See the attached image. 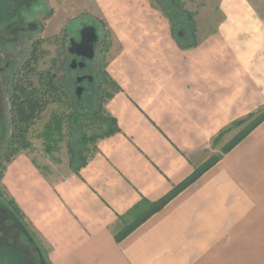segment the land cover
<instances>
[{
    "label": "crops",
    "instance_id": "crops-1",
    "mask_svg": "<svg viewBox=\"0 0 264 264\" xmlns=\"http://www.w3.org/2000/svg\"><path fill=\"white\" fill-rule=\"evenodd\" d=\"M92 1L118 45L106 70L120 89L104 106L119 130L79 173L51 179L23 151L2 178L50 264H264V121L115 237L207 160L214 136L264 104V17L222 0L217 29L182 48L151 0Z\"/></svg>",
    "mask_w": 264,
    "mask_h": 264
},
{
    "label": "rangeland",
    "instance_id": "rangeland-1",
    "mask_svg": "<svg viewBox=\"0 0 264 264\" xmlns=\"http://www.w3.org/2000/svg\"><path fill=\"white\" fill-rule=\"evenodd\" d=\"M247 1L260 16L264 17V0ZM151 2L157 5L158 8L164 9L171 18L169 20L172 25V35L174 33V35L179 36V31H183V37H180L182 45H186L193 40L198 41L200 44L205 37L212 33L216 26H219L220 21L224 18L220 7L222 0H151ZM94 3L92 0H49L48 5L52 13L42 17L44 26L43 30L38 33V36H41L42 40H45V36L47 39L52 37L51 40L53 41L51 43V41H47L46 39L42 43L41 51L44 52L36 62L38 71H44L49 68L51 57L57 54L56 47L60 46L55 38L61 36L63 32L67 31L69 34H73L82 25L92 24L97 26L98 33L102 39V43L100 42L97 45L96 57L90 61L91 66H94V81L90 83L85 81L84 84H87L88 87L82 93L80 99H77L73 92L74 82L72 72L68 70L67 73L69 78L66 84L69 85L67 90L71 104H74L73 108L75 110L78 109L85 112L86 117L90 119L85 121L82 119L78 126L75 124L71 125L70 123L66 124L65 122L60 128L55 129L53 136L49 137V135L43 133V128L47 121L54 114L59 117L62 114L70 112L65 103L53 101L43 109L41 115L31 125L27 133V145L23 151L29 153L32 159L38 162L42 173L51 179H59L73 170L79 159L77 153L78 148H80L78 146L79 142L85 135L88 139L86 147L90 148L94 144L91 138L95 134L103 133L104 129L109 125L107 123L109 119L108 113L103 110L104 107L102 106H104L105 101L108 99L109 93L112 94L114 92V85L112 84L113 79L109 76L106 67L111 55L118 49V45L107 27H105L106 30L104 29V22L106 23V21H104ZM60 54L59 52V60L61 59ZM64 72V70H60L61 75H64ZM61 75L57 77L59 83L63 79ZM1 96L3 98L1 113L5 120V130L4 136L0 140V154L6 150L8 139L15 132L11 102H9L7 95L4 93ZM85 122L88 125H84ZM237 130L238 128L235 129V131ZM235 131L231 132V134L235 133ZM229 136H231L230 133H227L223 142ZM99 139L96 138V142ZM49 144L51 146L50 150L46 148ZM219 147L220 145H217L215 149L210 148V150L213 153L218 151ZM72 154L74 157L71 156ZM85 154L87 155L88 151H85ZM0 192H2V189ZM4 198L9 201L7 194H5ZM0 199L8 209L0 206V242L9 239V241L20 245L21 248L24 247L26 252L31 250V264H46L45 256L48 259L49 244L31 226L27 217L20 214L23 219L21 220L1 197ZM9 210L22 221L28 232H25L18 225L9 213ZM4 244L7 243L5 242Z\"/></svg>",
    "mask_w": 264,
    "mask_h": 264
},
{
    "label": "trees",
    "instance_id": "trees-1",
    "mask_svg": "<svg viewBox=\"0 0 264 264\" xmlns=\"http://www.w3.org/2000/svg\"><path fill=\"white\" fill-rule=\"evenodd\" d=\"M160 9L171 20L165 10L162 8ZM105 27L107 26L104 22V29L106 30ZM216 29L217 26L212 32H214ZM173 36L182 48L193 47L199 44L198 41L193 40L186 45H182L181 38L183 36L180 34L179 36H176L174 35V33ZM34 76L29 74H25V76L21 75L17 82L13 84V88L11 89V113L13 114L15 132L8 139V146L6 150L2 154H0V188L2 189V192H0V197L3 199L5 194H7L9 201L4 198V202L14 211V213H16L18 218H20L21 220L23 219L20 214H22L23 216H25V214L16 203L15 199L7 192L5 188H3L1 179L3 178L8 163L13 159V157L23 151L24 147L27 145V133L30 130L31 125L41 115L43 109H45V107L53 101H61L65 103L66 107L70 109V112L62 114L59 117L54 114L53 117H51L47 121V123L44 125L43 133H45V135H49V137L53 136L55 129L60 128L62 124H65V122L66 124L70 123L71 125L75 124L76 126H78L82 119H84V121L90 119L89 117H86L85 112H83L82 110H75L73 108L74 104H71L69 94H67L59 84L58 80L56 79L55 73L47 74L45 73V71H37ZM112 84L114 85V91L120 89V87L114 80H112ZM111 95H113V93H109L108 98H110ZM102 107H104L103 110L107 112L105 106ZM108 118L109 119L107 123H109V125L104 129L103 133L95 134V136L91 138L94 143L92 147H86V142H88L86 135L79 142L78 146L80 148H78L77 152L79 159L71 172L79 173V170L82 168V166H84L88 162L89 158L96 153V151L98 150L96 138L99 139L119 130L117 121L110 113H108ZM263 121L264 104L260 105L256 110L248 113L247 115L234 120L228 127L221 130L216 136L213 137L211 143V147L214 149L217 147V145H220L218 151L211 153L207 160L198 165L194 172L179 186H176L169 194L153 203L152 209H150V211L147 212L145 216L129 224L126 223L124 227L121 226L120 228H118L115 231L116 239L118 241L121 240L142 221H144L149 215L164 206L179 191L193 183L206 170L211 168L226 153H228L232 148L240 143L248 134L252 132V130H254ZM84 125H88V123L85 122ZM236 128H238L237 131H235ZM233 131H235V133L231 134V132ZM227 133H230L231 136H229V138L223 142V139L225 138ZM46 148L50 150V144L47 145ZM85 151H88L87 155L85 154ZM71 156L74 157L73 154ZM38 167L41 169L39 165ZM45 260L46 264H50L47 256H45Z\"/></svg>",
    "mask_w": 264,
    "mask_h": 264
},
{
    "label": "flooded vegetation",
    "instance_id": "flooded-vegetation-1",
    "mask_svg": "<svg viewBox=\"0 0 264 264\" xmlns=\"http://www.w3.org/2000/svg\"><path fill=\"white\" fill-rule=\"evenodd\" d=\"M49 0H0V115L2 116L1 102L3 93L7 95V99L11 102V89L13 84L17 82L21 75L29 74L35 75L38 71L36 62L41 57L44 51H41L42 43L46 41L38 36V33L43 30L42 17L51 14V8L48 5ZM84 24L77 30L76 33L69 34L67 31L63 32L61 36L55 39L59 42L60 46L56 47L57 54L51 57V63L45 73L56 74L60 77V70H64V75L61 83L63 90L68 93L66 84L68 81V70L72 72L73 77V92L77 99L82 97V93L87 89L88 85L84 84L85 81L90 83L94 81L89 79L93 76L94 66H91L90 61L96 57L97 45L102 43L99 35L98 41L95 42V54L92 58H85L83 54L90 53L86 49H76L77 52L70 50L72 41L79 42L82 38V29ZM43 37V36H42ZM52 38V37H51ZM48 38L47 41H51ZM67 47V48H65ZM49 49V48H48ZM59 52L61 59L59 60ZM63 54V59H62ZM85 58V59H84ZM85 62L83 66L81 63ZM73 65V67H72ZM40 72V71H39ZM83 77V78H82ZM35 78V76H34ZM58 80V79H57ZM3 91V93H2ZM3 118V116H2ZM4 119V118H3ZM5 122V120H4ZM5 217V216H4ZM3 217V218H4ZM7 243L16 250L23 254L26 264H31V250L26 252L25 248H21L15 242L9 239L0 242L1 244Z\"/></svg>",
    "mask_w": 264,
    "mask_h": 264
},
{
    "label": "water",
    "instance_id": "water-1",
    "mask_svg": "<svg viewBox=\"0 0 264 264\" xmlns=\"http://www.w3.org/2000/svg\"><path fill=\"white\" fill-rule=\"evenodd\" d=\"M180 35H183V31H179ZM99 35L97 33L96 26L89 24L83 27L82 29V38L79 42H76L75 40L72 41L70 50L72 52H77L78 49H86L90 53L83 54L85 58H92L95 54V42L98 41ZM84 58V59H85ZM85 62L81 63V66L84 65ZM73 67V65H72ZM83 78V77H82ZM89 79H93V76H89ZM4 130H5V122L2 116L0 115V140L4 136ZM0 206L7 209L0 199ZM8 210V209H7ZM9 213L12 215V217L15 219V221L18 223V225L25 231L28 232L25 228L22 221H20L16 215H14L10 210ZM0 264H26L25 260L23 258V254L21 251L16 250L15 248L11 247L10 245L3 244L0 245Z\"/></svg>",
    "mask_w": 264,
    "mask_h": 264
}]
</instances>
